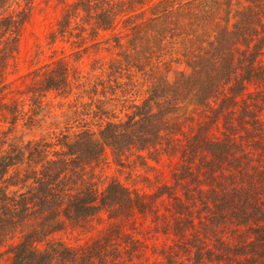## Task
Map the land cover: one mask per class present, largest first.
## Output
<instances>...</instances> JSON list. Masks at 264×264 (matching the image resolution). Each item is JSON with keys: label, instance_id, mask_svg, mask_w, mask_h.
Returning a JSON list of instances; mask_svg holds the SVG:
<instances>
[{"label": "trees", "instance_id": "1", "mask_svg": "<svg viewBox=\"0 0 264 264\" xmlns=\"http://www.w3.org/2000/svg\"><path fill=\"white\" fill-rule=\"evenodd\" d=\"M53 1L63 7L52 45L79 54L120 24L135 48L143 42L118 54L106 82L143 99L127 100L126 121L108 122L100 137L25 146L19 120L34 112L31 129L41 98L64 89V64L32 90L28 113L0 104L9 125L0 138V263L264 264V0ZM33 7L0 0V82ZM113 36L110 52L123 48ZM107 149L121 175L144 169L142 189L116 178L100 192L95 171ZM104 214L108 226L92 242L57 239Z\"/></svg>", "mask_w": 264, "mask_h": 264}, {"label": "rangeland", "instance_id": "2", "mask_svg": "<svg viewBox=\"0 0 264 264\" xmlns=\"http://www.w3.org/2000/svg\"><path fill=\"white\" fill-rule=\"evenodd\" d=\"M33 4L31 18L22 31L19 53L15 59L10 60L0 82V104L14 105L18 102L23 114L28 113L31 110L32 90L41 88L61 62L66 69V86L60 91L47 92L41 98L42 108L37 112L35 125L31 129H26L24 125L26 119L34 112L19 120L17 136L26 134L20 145L25 146L31 141L41 140L55 144L58 138L74 137L84 131H90L95 133L96 137H100V132L108 122L126 121V114L131 113L127 110L128 104H140L143 95H139L138 90L125 95L124 88H118L113 93L106 87L109 85L106 83L109 67L114 59L122 60L123 57L118 54L125 51L140 52L141 47L138 46H142L143 42H137L135 48L131 42L133 35H130V29H125L120 24L115 31L101 32L96 40L88 39L79 49V54H76L69 44L61 42L51 44L50 36L58 28L63 6H59L53 0H33ZM235 22L234 19L231 21L229 25L231 30ZM113 35L119 36L123 48L110 52L107 50L108 46L116 44L112 39ZM55 51H58V54H54ZM184 67L185 65H182L179 68L182 70ZM162 70L165 71L164 66ZM120 82L124 83V80ZM127 100L130 101L128 104ZM4 114L7 118L11 117L9 112ZM112 116L117 118L114 119ZM8 126L0 123V138ZM105 157V164L95 171L99 176L100 192L116 178L132 189L144 187L143 168L137 167L133 172L126 169L121 175L110 149H107ZM107 221V215L104 214L100 220L90 222L86 229L68 228L66 232L57 236V239H61L69 247L78 248L96 239L100 231L107 228ZM5 250L6 247L0 249V252ZM0 264L10 263L3 261Z\"/></svg>", "mask_w": 264, "mask_h": 264}]
</instances>
